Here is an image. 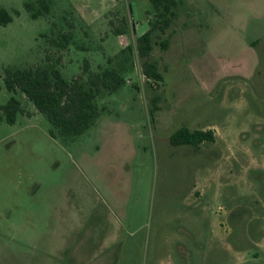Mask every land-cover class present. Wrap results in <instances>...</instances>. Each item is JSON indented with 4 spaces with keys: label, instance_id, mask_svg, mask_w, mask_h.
Masks as SVG:
<instances>
[{
    "label": "rangeland",
    "instance_id": "1",
    "mask_svg": "<svg viewBox=\"0 0 264 264\" xmlns=\"http://www.w3.org/2000/svg\"><path fill=\"white\" fill-rule=\"evenodd\" d=\"M24 2L0 0L13 15L0 24V104L13 95L25 110L0 119V264H68L81 241L104 264H264V0H176L171 24L153 32L159 81L144 75L137 51L155 17L149 0H51L37 17ZM122 14L128 31L115 35L108 20ZM69 28L64 77L127 44L132 67L83 133L52 136L4 72L39 62L51 34ZM209 124H223L214 141L170 143L180 126ZM236 144L259 165L222 153ZM221 156L196 187L201 162Z\"/></svg>",
    "mask_w": 264,
    "mask_h": 264
},
{
    "label": "trees",
    "instance_id": "2",
    "mask_svg": "<svg viewBox=\"0 0 264 264\" xmlns=\"http://www.w3.org/2000/svg\"><path fill=\"white\" fill-rule=\"evenodd\" d=\"M155 17L149 27L137 36V51L142 58V72L147 78L155 81L162 80L163 75L156 59L151 57L153 49V32H165L177 15L175 12L176 0H149ZM39 6H36V4ZM25 8L32 17L51 11V0H25ZM71 12L74 9L71 7ZM14 13H19L16 9ZM75 16V13L74 15ZM13 19L9 10L0 6V24H6ZM119 23L108 20L109 30L115 35L125 34L128 31V20L124 14L117 17ZM72 25L73 22H70ZM74 33L71 28L60 29L52 33L49 39L51 50L46 51L39 62L32 65L5 68L4 83L8 90H20L30 100L35 108L43 113L51 123L49 132L52 136L77 135L83 133L92 125L101 111L106 107L99 99L117 90L124 82V72L132 67V47L127 44L121 47L115 56L108 55L104 62L91 66L88 58L85 59L82 70L71 78L62 74L59 65L62 63V51L70 49ZM162 45L167 42L161 41ZM79 46V45H76ZM158 95L153 96V107L156 109ZM21 100L11 96L4 104H0V119L6 118L14 122L17 113H23ZM211 128H189L180 126L170 136L173 145L190 144L198 146L205 140H213Z\"/></svg>",
    "mask_w": 264,
    "mask_h": 264
},
{
    "label": "crops",
    "instance_id": "3",
    "mask_svg": "<svg viewBox=\"0 0 264 264\" xmlns=\"http://www.w3.org/2000/svg\"><path fill=\"white\" fill-rule=\"evenodd\" d=\"M221 126L223 128V124L222 125H213V124H209V125H206L202 128H211L213 130V135H214V139L213 140H208V141H214L216 139V129ZM226 133L229 135L230 138L232 137H237V132L233 133L231 127L228 129L226 128L225 129ZM230 131V132H228ZM206 141V140H205ZM204 142V141H203ZM202 143V142H201ZM237 145V144H236ZM234 147V151H233V148L232 146H229V148H226L222 151L223 154H228L229 153V157H236V155H238L239 153H243L245 152L247 155H248V152L245 148H243L242 145H237ZM250 154L251 155H248V158H246V162H242L241 163V166L245 168H248L250 166V164L254 163V165H259L257 162H254V159H253V155L255 154L254 151H250ZM222 156L220 158H217L215 160H213L212 162H201V165H202V168H200L199 170V179L197 181V185L196 187H200L201 189V170H202V174L203 175H206V174H211L212 176H215L216 175V172H217V169H218V163L219 161L222 160ZM237 158V157H236ZM201 160V158H200ZM259 163H262V165L264 166V162H259ZM204 177V176H203ZM222 182H218V185L222 186ZM226 184V183H225ZM198 196H195L196 198H201V193H198L197 194ZM88 232V229L87 231H85V233ZM90 232V231H89ZM82 239H84V237L82 236ZM92 246V243H88V241H81V243L79 242H76L72 247H71V250H70V253H69V257H70V261L68 264H104L106 263V260L104 259V253L102 252L101 254L100 253H96V254H90L88 253V251L91 250V247ZM103 249V248H102ZM91 255L89 258H88V255ZM105 260V261H104ZM59 264V263H58Z\"/></svg>",
    "mask_w": 264,
    "mask_h": 264
}]
</instances>
